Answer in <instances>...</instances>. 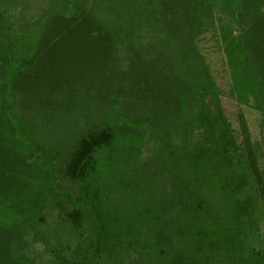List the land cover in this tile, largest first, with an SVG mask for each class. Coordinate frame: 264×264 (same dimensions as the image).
Returning a JSON list of instances; mask_svg holds the SVG:
<instances>
[{
    "label": "trees",
    "instance_id": "1",
    "mask_svg": "<svg viewBox=\"0 0 264 264\" xmlns=\"http://www.w3.org/2000/svg\"><path fill=\"white\" fill-rule=\"evenodd\" d=\"M242 107L264 119V0H0V264H264Z\"/></svg>",
    "mask_w": 264,
    "mask_h": 264
},
{
    "label": "rangeland",
    "instance_id": "2",
    "mask_svg": "<svg viewBox=\"0 0 264 264\" xmlns=\"http://www.w3.org/2000/svg\"><path fill=\"white\" fill-rule=\"evenodd\" d=\"M38 3L32 1L31 7L28 9V15L35 19L38 16ZM18 11L13 12V17H17ZM218 42L211 33H206L198 38L196 46L200 54L204 57L210 67L211 75L217 83L221 92V104L224 113L231 123L235 132H238L237 112L238 109L233 99L228 95L229 77L224 65V56L218 46ZM242 113L248 125V129L252 135V139L259 146L260 150V166L264 170V119L261 115L250 107H242ZM264 232V222L262 224Z\"/></svg>",
    "mask_w": 264,
    "mask_h": 264
}]
</instances>
